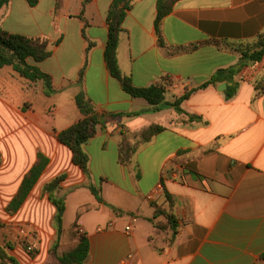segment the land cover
<instances>
[{"label":"crops","instance_id":"obj_1","mask_svg":"<svg viewBox=\"0 0 264 264\" xmlns=\"http://www.w3.org/2000/svg\"><path fill=\"white\" fill-rule=\"evenodd\" d=\"M111 1L60 0L56 7V0H9L0 10L5 31L48 39L50 55L38 66L55 90L45 95L41 81L0 68V247L17 264L51 263L56 207L43 185L63 176L54 192L65 203L59 242L75 243L76 222L89 242L83 264H264V55L242 68L232 97L218 90L221 83L200 87L264 32V0H177L162 19V44L157 0H134L117 46L122 74L137 87L161 83L165 102L189 92L180 110L138 115L128 114L148 102L126 93L104 61ZM80 92L99 114H123L99 125L84 145L89 179L57 139L81 118ZM150 124L165 130L119 163L121 136ZM38 155L47 164L19 208L8 211ZM157 209L174 215L173 235L170 227L156 231L165 223Z\"/></svg>","mask_w":264,"mask_h":264},{"label":"trees","instance_id":"obj_2","mask_svg":"<svg viewBox=\"0 0 264 264\" xmlns=\"http://www.w3.org/2000/svg\"><path fill=\"white\" fill-rule=\"evenodd\" d=\"M30 6H35L39 0H26ZM134 0H112L105 16L108 27L106 44L104 49V61L106 67L112 77L117 79L122 89L131 97H140L145 99L149 108L140 112H133L128 115H138L145 112H156L160 109L172 106L180 110L179 105L188 98L189 92H185L174 102H165V87L161 83L151 84L145 87H137L132 84L128 76L122 74L117 62V46L120 34L123 32L122 23L127 11L130 9ZM177 0H157V15L155 18V28L162 44V36L160 25L162 19L172 8V4ZM9 0H0V10L8 4ZM60 4V0H56V7ZM49 41L45 37H29L18 33H10L0 26V68L11 66L21 77L30 82L41 81L45 95L52 94L55 90L52 87L51 76L44 72L38 66L49 57L48 50ZM239 61L227 68L218 69L208 81L200 87H206L209 84L218 85L227 82L226 96L232 97L236 93L237 82L235 78L243 67L249 63H257L261 61L264 55V32L257 35L256 41L248 45L245 50H241ZM84 68L78 74L77 83L82 84ZM260 83V82H258ZM258 87V86H257ZM259 94V93H258ZM75 104L81 113V118L69 127L63 129L57 134L60 143L67 146L71 152V159L83 174L89 179V155L84 149L86 142L92 138L99 125H105L107 119L114 118L122 113L110 114L109 116L99 114L94 104L86 98L83 92L75 96ZM199 116L195 114L189 115V120H198ZM165 127L160 124H150L140 131L128 132L121 136L118 144V162L126 165L130 162L137 149L144 143L150 141L155 135L163 132ZM47 158L38 155L36 161L30 170L22 178L16 194L9 203L7 210L16 211L23 203L28 193L36 183L45 165ZM63 176H58L43 185V191L48 195L49 199L54 203L56 211L54 214V228L56 231V241L49 249V257L53 259L49 264H83L88 256L89 242L87 236L79 230L76 222L71 228V235L75 240L73 245L62 247L59 239L63 233V213L65 210L64 199L57 198L54 192L60 187ZM88 188L99 202H103L100 190L92 184H87ZM156 215H163L165 223L155 224L156 231H163L165 227H170L172 235L176 230V220L174 215L162 209L155 211ZM264 258V254L262 255ZM17 264L16 261L9 256L5 250L0 247V264Z\"/></svg>","mask_w":264,"mask_h":264},{"label":"built area","instance_id":"obj_3","mask_svg":"<svg viewBox=\"0 0 264 264\" xmlns=\"http://www.w3.org/2000/svg\"><path fill=\"white\" fill-rule=\"evenodd\" d=\"M150 197H151V196H150ZM131 228H132L131 225H127L126 228H125V230H126V231H130ZM26 249L30 252V251H33L34 248H33V245L29 244V245L26 247Z\"/></svg>","mask_w":264,"mask_h":264},{"label":"water","instance_id":"obj_4","mask_svg":"<svg viewBox=\"0 0 264 264\" xmlns=\"http://www.w3.org/2000/svg\"><path fill=\"white\" fill-rule=\"evenodd\" d=\"M224 88H226V83L223 82V83L218 85V90H222Z\"/></svg>","mask_w":264,"mask_h":264},{"label":"rangeland","instance_id":"obj_5","mask_svg":"<svg viewBox=\"0 0 264 264\" xmlns=\"http://www.w3.org/2000/svg\"><path fill=\"white\" fill-rule=\"evenodd\" d=\"M52 261H53V259H52Z\"/></svg>","mask_w":264,"mask_h":264}]
</instances>
